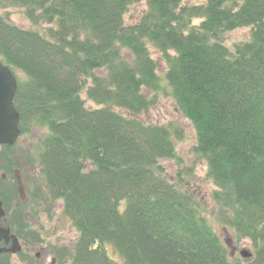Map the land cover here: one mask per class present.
Listing matches in <instances>:
<instances>
[{
	"label": "trees",
	"instance_id": "16d2710c",
	"mask_svg": "<svg viewBox=\"0 0 264 264\" xmlns=\"http://www.w3.org/2000/svg\"><path fill=\"white\" fill-rule=\"evenodd\" d=\"M144 1L141 18L126 25L129 7ZM12 6L48 28L0 14V62L17 79L20 139H33L0 146L1 224L42 243L32 221L53 218L61 201L78 238L73 248L53 247L59 264H116L111 250L121 264H264V0H0ZM241 27L250 37L226 45ZM150 47L166 63L164 78ZM166 87L194 127L213 212L159 163L180 161L171 128L138 119ZM209 216L248 240L252 258L233 259Z\"/></svg>",
	"mask_w": 264,
	"mask_h": 264
},
{
	"label": "rangeland",
	"instance_id": "374dc122",
	"mask_svg": "<svg viewBox=\"0 0 264 264\" xmlns=\"http://www.w3.org/2000/svg\"><path fill=\"white\" fill-rule=\"evenodd\" d=\"M190 3H198L200 0H184ZM146 4L144 2L136 3L129 7L128 12L125 14L126 25H131L141 18L142 14L146 10ZM9 12L11 21L17 26L25 29H37L43 33L47 32L48 25L33 26L27 17L25 16L22 8L17 6L8 7L6 9L0 8V14ZM195 23H199V19L195 20ZM250 27H241L236 30L228 32L225 36L226 45L233 48L235 43L244 42L251 35ZM152 56L157 60L158 73L164 78L167 72L166 63L163 61L160 53L153 47H150ZM163 86L167 81H162ZM149 95H152L149 93ZM82 97L86 98L85 92L82 93ZM86 101V106L89 108L99 107L92 101ZM179 107L176 105L173 97L171 96L170 88L166 87L159 95V98L155 105H153L146 112L138 115V119L146 124H162L171 128L174 134L177 154L180 161L172 159H161L160 164L163 166L170 178V180L177 179V176L181 175L183 178L190 182L192 190L196 192L206 204V208L209 212H213L216 208V204L211 199V194L214 190V184L206 178V168L204 162H201L194 155L193 149L196 146V133L194 127L183 116ZM181 131L180 135L177 132ZM32 142L31 138H21L20 144L26 146L28 142ZM176 181V180H175ZM210 215V214H208ZM50 218L46 214H41L37 220L33 219L32 228L39 230L42 243H32L30 240H21L22 252L16 253L11 256V264H37L36 254L39 256L40 264H51L54 261L53 247L73 248L74 243L77 240L78 232L71 225L69 219L63 214L62 202L59 201L55 205V214ZM215 225L218 234L227 245L230 251L233 252L232 258L241 256V249H251V244L248 240L238 241L230 234V231L226 227L219 226L215 223L214 219L209 216L208 219ZM217 225V226H216ZM34 236V235H32ZM11 246V244L9 245ZM235 252V253H234ZM111 256L116 261V264L122 263V257L115 251L111 250ZM60 262H58L59 264Z\"/></svg>",
	"mask_w": 264,
	"mask_h": 264
},
{
	"label": "water",
	"instance_id": "95a60500",
	"mask_svg": "<svg viewBox=\"0 0 264 264\" xmlns=\"http://www.w3.org/2000/svg\"><path fill=\"white\" fill-rule=\"evenodd\" d=\"M16 77L12 70L0 63V145H14L20 137V114L14 106V95L17 91ZM17 179V190L19 198L26 200L27 195L20 173L15 172ZM5 177V174L3 175ZM5 210L3 202L0 200V219L5 220ZM19 238L11 233L8 226L0 225V256L3 253L16 254L22 250ZM2 242L5 246H2ZM11 246H8L10 245ZM233 254V252L231 253ZM240 255L243 258H252V253L249 249H241ZM1 264V263H0Z\"/></svg>",
	"mask_w": 264,
	"mask_h": 264
},
{
	"label": "flooded vegetation",
	"instance_id": "af4514ba",
	"mask_svg": "<svg viewBox=\"0 0 264 264\" xmlns=\"http://www.w3.org/2000/svg\"><path fill=\"white\" fill-rule=\"evenodd\" d=\"M39 255V254H38ZM37 254H36V260H37V264H40L39 262H40V260H39V256H38ZM54 259V261L53 262H51V264H58V259H56V257H54L53 258ZM67 263V262H66Z\"/></svg>",
	"mask_w": 264,
	"mask_h": 264
}]
</instances>
